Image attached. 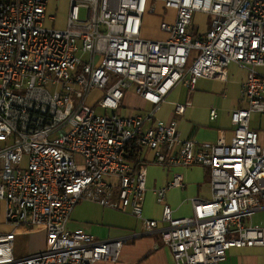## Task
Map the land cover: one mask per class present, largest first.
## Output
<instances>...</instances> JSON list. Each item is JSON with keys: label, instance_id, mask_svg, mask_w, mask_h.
<instances>
[{"label": "built area", "instance_id": "1", "mask_svg": "<svg viewBox=\"0 0 264 264\" xmlns=\"http://www.w3.org/2000/svg\"><path fill=\"white\" fill-rule=\"evenodd\" d=\"M49 1L0 0V264L116 262L132 237L68 229L82 200L139 218L175 264H220L232 247H264V227L252 223L264 208V145L250 127L264 113V0H162L174 15L161 21V40L141 38L145 12H156L150 0H70L63 28ZM197 12L208 18L203 34L193 32ZM232 63L247 76L230 142L183 140L175 120L155 117L180 82L192 90L200 78L225 80ZM128 91L151 110L127 113ZM131 142L163 168L206 169L211 198H190L192 214L175 217L166 194L185 182L174 173L153 190L161 218H145L146 164L126 159ZM31 232L44 233V249L17 257L16 236Z\"/></svg>", "mask_w": 264, "mask_h": 264}, {"label": "crops", "instance_id": "2", "mask_svg": "<svg viewBox=\"0 0 264 264\" xmlns=\"http://www.w3.org/2000/svg\"><path fill=\"white\" fill-rule=\"evenodd\" d=\"M60 1L50 0L47 12L54 3L57 4ZM199 16L204 17V23H202L201 28L194 20L192 28L195 34H203L208 25V18L203 13L197 12L194 19ZM172 18L173 16L169 20ZM259 67L263 68L264 66ZM246 76V68L232 63L226 69L225 80L200 78L192 90L180 82L169 92L155 113V117L166 122L175 120L183 140L191 139L197 142L215 143L220 136H223L228 143L233 136L234 129L230 120L231 111L246 106V100L242 95ZM125 96L132 98L136 108L132 112L130 108L126 107L127 113H145L152 108L148 102L133 91H128ZM177 104H187L183 114L175 112ZM212 109L217 112L215 119L210 118ZM257 114L261 115V113ZM255 115L252 114L250 119V127L253 130L255 129L251 126V120ZM140 158L142 163L146 164V193L143 201V216L145 218L156 220L161 218L162 206L156 201L153 190L165 186L174 173L182 174L185 182L184 188H174L166 194V202L173 209L175 217L189 216L184 215L187 211L190 212V215L192 214L190 198H211L210 177L206 169L200 166L163 168L152 163L153 152L146 148L142 149ZM74 209L71 213L74 218L87 216V212L78 211L75 214ZM260 211H264V208ZM98 221L109 228L118 229L105 232L108 234L105 238L128 236L132 238L122 246L116 262H98L97 264H175L170 249L163 245L159 233L157 231L147 232L139 218L127 212H118L114 216H110L103 211ZM67 227L69 230H82L97 237L93 233V227L84 223L79 224L74 219L72 222H68ZM262 227L264 226L262 225ZM97 229L101 230L102 228ZM220 264H264V247H232L227 250L225 259Z\"/></svg>", "mask_w": 264, "mask_h": 264}, {"label": "rangeland", "instance_id": "3", "mask_svg": "<svg viewBox=\"0 0 264 264\" xmlns=\"http://www.w3.org/2000/svg\"><path fill=\"white\" fill-rule=\"evenodd\" d=\"M69 1L70 0H61L57 4L54 3L47 12L48 15H54V14L56 15V22L54 24L56 28H63L66 26V18L69 11ZM150 2L156 4V12L150 13L148 9L145 12L142 22L141 38L150 39V40L165 39L166 34L160 30V23L162 20H169V18L173 16L174 11L171 9L164 8L163 2L161 0H150ZM84 14H85L84 10H81L80 13L81 18H83ZM194 20L195 23L200 25V27L202 28V23H204V17L203 16L195 17ZM51 24L52 23L50 22L49 25ZM189 64L190 61L188 65ZM256 71L264 75V67L263 68L258 67ZM94 93L96 94L98 92L94 91ZM121 106L123 108L126 107L130 108L132 112L135 111L136 109L132 101V98L130 99L127 96L124 97ZM251 126L256 130L259 136V140H258L259 144L264 145V113H261V115L256 114L254 117H252ZM77 162L78 163L81 162L80 158H77ZM78 211L81 213L87 212V216L74 218V216L71 215L70 221L72 222V219H74L75 221L79 222V224L82 223L88 224V226L94 228L93 233H95V235H97V237L99 238L107 237L108 234H106L105 232H107L108 230L110 231L118 230L115 228H109L104 224H100V221H98L103 211L107 212V214L110 216H114L116 213L120 212L116 209L102 207L101 205H98L93 201L82 200L79 204L75 206L74 213L76 214V212ZM184 215H190V212L187 211L184 213ZM0 221H3V213L1 208H0ZM253 224L264 226V211L256 212L253 214ZM97 228H102V229L100 230ZM2 229H3L2 224L0 222V230ZM7 229L8 228L6 227L5 230ZM14 245H15V255L17 257L29 256L33 253L40 252L44 249L45 235L43 232L18 234L16 236Z\"/></svg>", "mask_w": 264, "mask_h": 264}, {"label": "trees", "instance_id": "4", "mask_svg": "<svg viewBox=\"0 0 264 264\" xmlns=\"http://www.w3.org/2000/svg\"><path fill=\"white\" fill-rule=\"evenodd\" d=\"M126 151L127 153L125 157L133 164L134 168L142 164L143 161L140 158L142 148L139 147L135 142H131L130 144H128Z\"/></svg>", "mask_w": 264, "mask_h": 264}]
</instances>
